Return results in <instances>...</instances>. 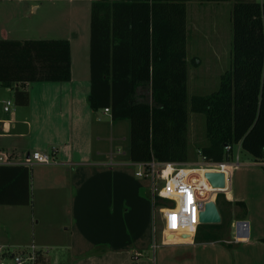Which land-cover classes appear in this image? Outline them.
<instances>
[{"label":"crops","instance_id":"0c3cea01","mask_svg":"<svg viewBox=\"0 0 264 264\" xmlns=\"http://www.w3.org/2000/svg\"><path fill=\"white\" fill-rule=\"evenodd\" d=\"M193 1L197 0L187 5L188 35V8ZM59 32L62 35L55 38L71 43L70 80L28 82L27 105L16 103V84L0 83V151L12 153L18 161L34 151L50 153L54 158L52 163L28 167L29 182L19 181L11 185V191L6 190L4 196L15 203L0 204L3 238L10 222L12 226L16 222L21 227L28 225L31 241L17 246L22 251L34 245L52 264H264V162L250 156L233 167L225 196L234 214L226 238L208 237L210 224H201L193 237L188 232L165 238L156 225L158 217L163 223L161 205L147 186L149 180L135 175L130 134L127 137L130 121H115L111 111L93 110L90 105V30L77 27L74 32L61 26ZM12 36L10 29L1 27L0 38L28 39ZM232 50L233 40L229 48L215 50L219 69L213 78L211 73L199 71L197 64L201 62L190 55L187 38L189 97L191 92L206 95L218 89L221 75L231 66ZM120 139L129 143L125 150H115ZM15 165L20 163H0ZM209 170L196 166L193 172L201 174L213 197L215 191L225 188L208 182L205 174ZM11 173L0 169V183ZM27 188L31 199L25 204ZM240 222L247 224L246 230L240 231ZM41 223L42 231L37 232L34 225ZM200 227L207 228V235H202ZM37 234H41L40 239ZM8 241L0 239V244L7 247ZM59 247L67 250L71 262L62 261L60 254L54 260L49 256L50 249Z\"/></svg>","mask_w":264,"mask_h":264},{"label":"trees","instance_id":"16d2710c","mask_svg":"<svg viewBox=\"0 0 264 264\" xmlns=\"http://www.w3.org/2000/svg\"><path fill=\"white\" fill-rule=\"evenodd\" d=\"M189 1L92 2L90 105L93 110L109 108L115 121H130V158L134 162H188L190 112L205 115L208 140L200 151L207 160L231 161L226 145L240 144L253 160L264 162V0H236L231 66L221 75L217 90L191 97ZM71 77L68 39L0 38V82L17 85L16 103H29L28 82L68 81ZM0 169L14 172L7 179L2 177L0 204L15 203L5 192L19 181L29 182L28 167ZM30 199L27 188L25 204ZM34 264L52 263L38 250Z\"/></svg>","mask_w":264,"mask_h":264},{"label":"rangeland","instance_id":"374dc122","mask_svg":"<svg viewBox=\"0 0 264 264\" xmlns=\"http://www.w3.org/2000/svg\"><path fill=\"white\" fill-rule=\"evenodd\" d=\"M93 1L94 0H0V29L1 27H6L12 31V37H23L28 39L55 38L62 35L61 32H59L61 26L72 28L74 32L77 31V27L82 30L87 28L89 31L91 4ZM235 2L236 0L193 1L189 4L188 39L190 55L194 60H197V63L198 61L201 62L197 64L199 71L205 75L211 73L213 78L219 69L215 66L217 60L215 50L217 48L222 50L226 47L229 48L233 40V22L231 18ZM192 72L197 73V70L195 71L193 69ZM212 91L214 90H209V92L205 94L211 93ZM193 95L194 93L191 92V96ZM195 114L200 113H192L191 126L188 131V144L190 150V160L188 162L198 166L203 162V155L200 149L207 143L208 138L206 136L205 115L200 114L195 116ZM125 122L129 123V120H125ZM127 134V137H129L130 129L127 130ZM121 137H124V132L121 134ZM128 144V141L126 142L120 139L115 143V150L118 148L125 150ZM237 153L240 155L239 161L241 163L251 158V155L239 145L234 147V154L236 155ZM233 160L237 161L236 157ZM148 182L147 186L151 189L152 181L149 180ZM154 198L161 206L167 202L158 199L156 196H154ZM210 198L216 202L219 198L218 208L222 215V221L221 223H217L220 225H210L211 232L208 237L226 238L231 231V218H233L234 207L226 201V196L223 192H215L214 196H210ZM156 209H158L157 205L155 206V210ZM40 215H43V213H40ZM17 223L18 222H16V226H12L13 222L5 226L6 228H4L3 234L6 235V237L3 238V235L0 234V239H2V241H8L10 238L5 249L16 253L21 251L19 246H17L18 243L23 244L31 241V236L28 233V225L26 227H21V223ZM156 225L158 231L162 233L164 225L159 217L156 218ZM203 225L205 226L206 224ZM34 226L37 232L42 231V223L39 225L35 224ZM200 229L202 230V235H207V228L200 227ZM36 236L39 238L41 234L40 236L38 234ZM44 238L45 240H50L48 237ZM52 239L53 241H59L62 238ZM62 243L65 245L64 240ZM27 249L30 251V248ZM48 254L53 260L57 254H60L62 261L71 262L67 250L61 247L50 249ZM2 262L3 264H16L11 255L4 256ZM25 264L32 263L26 262Z\"/></svg>","mask_w":264,"mask_h":264},{"label":"built area","instance_id":"2783aa9c","mask_svg":"<svg viewBox=\"0 0 264 264\" xmlns=\"http://www.w3.org/2000/svg\"><path fill=\"white\" fill-rule=\"evenodd\" d=\"M9 104L10 101H8ZM5 109L7 110L8 106ZM105 110L111 111L109 108H105ZM234 147L226 145L228 153L231 152V161H209L203 156V162L198 165L206 166L207 169H210L208 172H223L225 174V190L215 191L216 193L227 192L233 167L241 164L239 153L234 154ZM235 157L237 161L233 160ZM53 160L54 158L50 153L34 151L25 156L23 160L18 161L12 153L0 151V163L2 164L19 162L20 165L31 167L36 163H52ZM134 165L136 166L135 175L137 177L152 181L153 196L162 201H167L160 207L165 238H168L169 234L179 237L188 232L193 237L202 224L200 213L204 209L205 203L211 200L212 194L207 185L203 184L204 178H201V174L193 172L196 165L190 162L158 161L155 159L148 162H135ZM241 224L240 231L246 230L247 224ZM5 248L6 246L0 244V264H3L2 258L6 255H11L16 264H25L26 262L34 264L38 251L34 245H31L30 251L22 250L18 253L8 251Z\"/></svg>","mask_w":264,"mask_h":264},{"label":"water","instance_id":"95a60500","mask_svg":"<svg viewBox=\"0 0 264 264\" xmlns=\"http://www.w3.org/2000/svg\"><path fill=\"white\" fill-rule=\"evenodd\" d=\"M205 176L213 187H226V177L223 172H206ZM200 221L202 224L221 223L222 215L216 201L210 200L205 203L204 209L200 213Z\"/></svg>","mask_w":264,"mask_h":264}]
</instances>
